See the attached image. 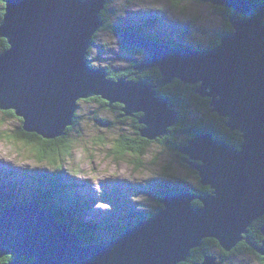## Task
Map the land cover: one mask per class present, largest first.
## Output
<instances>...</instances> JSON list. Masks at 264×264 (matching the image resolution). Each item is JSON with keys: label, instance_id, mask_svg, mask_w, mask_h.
Returning <instances> with one entry per match:
<instances>
[{"label": "water", "instance_id": "water-1", "mask_svg": "<svg viewBox=\"0 0 264 264\" xmlns=\"http://www.w3.org/2000/svg\"><path fill=\"white\" fill-rule=\"evenodd\" d=\"M232 11V32L211 48L195 50L139 35L120 34L121 48L146 57L134 76L157 70L146 80H110L104 69L89 66L91 41L103 27L100 13L109 0H5L0 39V111L21 120V130L43 140L64 135L74 123L77 104L99 98L118 104L121 118L141 115L140 138L162 139L178 121V110L157 93L179 81L197 88L210 111L237 132L236 149L211 133H198L177 153L199 184L211 193H164L162 208L125 227L104 244L88 245L36 202L12 203L0 213V260L6 264H183L203 240L212 239L230 253L245 241L249 227L264 216V4L250 0H191ZM118 117V118H120ZM198 201L200 206L192 203ZM261 241L253 245L264 258ZM28 258L24 262L17 258ZM197 264H222L213 253Z\"/></svg>", "mask_w": 264, "mask_h": 264}, {"label": "rangeland", "instance_id": "rangeland-1", "mask_svg": "<svg viewBox=\"0 0 264 264\" xmlns=\"http://www.w3.org/2000/svg\"><path fill=\"white\" fill-rule=\"evenodd\" d=\"M105 17L121 31L132 29L162 43L197 50H204L224 29L213 6L191 0L181 3L177 10L171 8L170 0H111ZM137 60L138 57L124 52L121 38L108 30L97 33L88 51V62L95 69L122 71ZM86 102L77 104L76 124L68 136L74 149L71 155L68 149L61 155L58 168L49 162H39L30 150L32 142L27 145L23 142L25 138L18 135L19 119L0 111V209L3 208L0 212L23 198V193L13 187L28 185L40 173L47 177L62 173L63 180L72 181L70 191L84 196L80 206L82 218L97 223L105 220L97 242L106 243L113 235L110 230L113 223L119 222L117 226L113 224L115 228L133 225L137 222L136 213L156 212L157 197L184 191L194 181L176 154L155 141L143 147L141 156L129 152H122V157L116 155L117 140L134 138L132 118L120 119L118 113L106 110L101 104ZM99 121L110 125L102 126ZM24 191L25 197L33 195ZM213 254L218 257L219 252ZM224 264L259 263L251 256H231Z\"/></svg>", "mask_w": 264, "mask_h": 264}, {"label": "trees", "instance_id": "trees-1", "mask_svg": "<svg viewBox=\"0 0 264 264\" xmlns=\"http://www.w3.org/2000/svg\"><path fill=\"white\" fill-rule=\"evenodd\" d=\"M186 0H170L171 8L178 9L181 3L185 2ZM254 3H262L264 4V0L257 1V0H250ZM111 0H109V3ZM109 3L106 5L104 10L100 13V18L104 22V27L102 30H109L111 33L117 34L120 36L121 33L125 31H121L120 29L111 26L108 23V20L105 17V11L109 6ZM4 5V4H3ZM217 14L221 17L223 22L224 29L217 34L216 38L209 43V45L205 49H211L215 47L219 43V38L223 34L231 33L232 30L228 25V17L232 15V11L226 8H215ZM3 16V7L1 8L0 14V21ZM128 31V30H126ZM139 33V32H137ZM97 34L94 35L91 46L94 44L95 38ZM149 37V36H148ZM152 40L157 41L153 37H150ZM90 46V47H91ZM89 47V50H90ZM0 48L2 53L4 50L7 49L6 42L3 39H0ZM196 49V48H194ZM88 50V51H89ZM132 54L135 57H139L143 55L141 51L133 50ZM86 59L88 61V53L86 55ZM140 61H134L132 67H129L127 70L122 71H113L105 68L104 70L108 74V79L110 80H118V79H128L132 81L137 80H146L149 84H155L159 79V73L157 70H149L142 75L133 78V71L132 68L138 64ZM89 66H91L90 62H88ZM93 68V67H92ZM197 86H183L179 81H174L168 86H165L161 89L157 90V93L163 99H166L170 102L171 107L178 110V123L167 130V134L160 140H155V143L162 145L164 148L173 151L176 154V157L179 159V163L185 169L188 176H190L194 183L191 187L185 189V191L191 192L193 195L199 197L208 193H211L208 187H203L199 184V178L194 171L189 170L188 166L185 164V158L182 157L177 153V148L179 146L185 145L186 142L193 138L198 133H211L213 138L216 140H222L227 145L238 148L242 142L240 135L237 132H230L225 127V119L219 118L216 114L212 113L209 108V100L203 99L198 97L195 94ZM88 101H94L102 106L107 108L106 102L100 100L99 98L89 99ZM87 103V102H86ZM121 109H119L120 111ZM8 116H14L12 112L8 111L5 112ZM140 115L135 116L133 120L135 127H134V138L128 139L126 137H121L119 140L116 141L115 145V153L116 155L122 157L125 152H129L133 155H143V147H147V145L151 144L152 142L146 141L139 136L140 126L137 123L138 118ZM121 118V117H120ZM76 115L74 119V123L71 127L67 128L64 135L60 138L54 140H43L37 137L34 134H26L22 132L21 126L18 127V135L25 138L23 141L27 145H30L29 142H32L30 145L31 152L35 155L36 159L39 162H49L51 165L57 167L58 163L61 162V155L64 154L67 149L69 150L70 155L74 147L72 146L71 142L68 140L69 133L73 130L76 124ZM128 118H123V120H127ZM21 125V120H19ZM102 126H108L110 123L105 121H99ZM16 136V138H19ZM178 138H181L182 141H177ZM138 143V144H137ZM122 152H124L122 154ZM122 154V155H120ZM61 157V158H60ZM58 158V160H57ZM138 163V161H137ZM58 168V167H57ZM33 182L29 183L28 185H17L14 183L15 187L13 190H16L19 193H23V198L20 202L16 203H25L31 204L36 202L41 209L48 210L52 213V215L58 220L63 226H65L70 232L76 235L83 244L94 245V244H103L97 242V234L105 228V220H100L97 222L85 221L82 218V213L80 212V206L83 202V197L78 195L76 191L72 190L70 187V182L62 179V173H56L52 176L49 175L47 177L45 173H40L33 176ZM30 179V178H29ZM7 182H11L8 179ZM34 185V186H33ZM31 191L33 194L30 197H25V191ZM177 191H172L170 193H174ZM161 199L162 195L157 197L156 203L157 208L156 212L159 211L161 206ZM10 201V200H9ZM12 202V201H11ZM12 203H15L14 201ZM194 207L200 206L198 201H194L192 203ZM1 209H3L1 207ZM0 209V210H1ZM2 212V211H1ZM0 212V213H1ZM155 212V213H156ZM155 213H136L137 222L146 220L150 218ZM114 225H119L118 223H113ZM112 224V233L113 235L109 239V241L116 238L117 234L120 233L125 227L131 225H125L123 228H115ZM124 224V223H123ZM135 224V223H134ZM264 226V216L256 220L252 223V225L248 229V233L245 237V241L241 243V246L237 249H233L235 253H225L223 252L216 241L212 239L203 240L200 247L194 249L190 252V255L187 261L183 264H197L202 261L204 255H208L213 253L214 251H218L221 259L226 260L230 254L240 255L241 252H249L255 256V258L264 264V258L258 256L254 253L252 246L257 245L260 243L262 237L260 229ZM246 239H248L246 244ZM240 245V244H239ZM16 259L15 257H5L4 259L0 260V264H6L12 260ZM24 262L29 261L28 258H17Z\"/></svg>", "mask_w": 264, "mask_h": 264}, {"label": "flooded vegetation", "instance_id": "flooded-vegetation-1", "mask_svg": "<svg viewBox=\"0 0 264 264\" xmlns=\"http://www.w3.org/2000/svg\"><path fill=\"white\" fill-rule=\"evenodd\" d=\"M3 4H4V0H3ZM3 7V6H2ZM0 14H1V8H0ZM109 31V30H108ZM120 37V36H119ZM133 50H138V49H135V48H131V49H129V50H127V51H124L125 53H128L129 55H132L133 57H135L133 54H132V52H133ZM138 51H140V50H138ZM142 52V51H141ZM143 53V52H142ZM146 57V54L145 53H143V55H141V56H139L138 58H139V60L138 61H141V60H143L144 58ZM131 65H133V62H132V64ZM132 67V66H131ZM127 69H128V67H127ZM126 69V70H127ZM133 71V70H132ZM134 71H133V78H136V76H134ZM87 102H90V101H87ZM102 107H104V106H102ZM106 108V107H105ZM122 107L120 106V105H118V104H115V105H113L111 108H106V110H109V111H112V112H116V113H118L119 115L121 114L120 113V111H119V109H121ZM136 116H138V115H136ZM120 117V116H119ZM120 119H123V118H120ZM132 119H134V118H132ZM133 121V120H132ZM135 127V124L133 125V128ZM234 133V132H233ZM239 134V133H238ZM138 144V143H137ZM247 241H248V239H246V244H247ZM242 242H244V241H242ZM242 242H240L237 246H236V248L235 249H237L238 247H240L241 246V243ZM234 250H232L231 252H233ZM233 253H235V252H233ZM242 254H240L239 256L238 255H235V254H230L229 255V257H231V256H237V257H248V256H251V257H253V258H255V256L254 255H252V254H249V252H241ZM228 257V258H229ZM219 258V259H218ZM227 258V259H228ZM226 259V260H227ZM256 259V258H255ZM226 260H223V259H221V256L220 255H218V257H217V261H222V264H224L225 263V261ZM257 260V259H256ZM257 262L259 263V264H263V263H261L260 261H258L257 260Z\"/></svg>", "mask_w": 264, "mask_h": 264}, {"label": "clouds", "instance_id": "clouds-1", "mask_svg": "<svg viewBox=\"0 0 264 264\" xmlns=\"http://www.w3.org/2000/svg\"><path fill=\"white\" fill-rule=\"evenodd\" d=\"M4 2H5V0H4ZM259 3V2H258ZM3 8H4V5H3ZM102 30V29H101ZM139 34V33H138ZM144 36V35H143ZM148 37V36H147ZM150 38V37H149ZM127 51V50H126ZM142 61V60H141ZM147 72V71H146ZM142 75V74H141ZM139 76V75H138ZM137 77V76H136ZM86 101H88V100H86ZM121 115V114H120ZM141 116V115H140ZM134 118V117H133ZM21 126V125H20ZM154 142V141H153ZM180 155V154H179ZM183 157V156H182ZM168 193H170V192H168ZM175 193V192H174ZM163 195V194H162ZM137 223V222H136ZM104 244V243H103Z\"/></svg>", "mask_w": 264, "mask_h": 264}, {"label": "bare ground", "instance_id": "bare-ground-1", "mask_svg": "<svg viewBox=\"0 0 264 264\" xmlns=\"http://www.w3.org/2000/svg\"><path fill=\"white\" fill-rule=\"evenodd\" d=\"M194 49V48H193ZM195 50H197V49H195ZM72 184V183H71ZM185 191V190H184ZM136 224V223H135ZM129 227V226H128Z\"/></svg>", "mask_w": 264, "mask_h": 264}]
</instances>
